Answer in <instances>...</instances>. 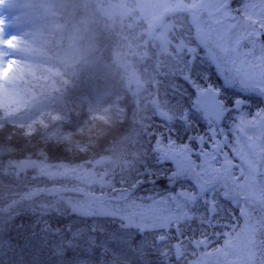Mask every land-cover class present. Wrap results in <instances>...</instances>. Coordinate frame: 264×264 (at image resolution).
Wrapping results in <instances>:
<instances>
[{
    "label": "trees",
    "instance_id": "trees-1",
    "mask_svg": "<svg viewBox=\"0 0 264 264\" xmlns=\"http://www.w3.org/2000/svg\"><path fill=\"white\" fill-rule=\"evenodd\" d=\"M40 1L42 0H28L30 3ZM182 1L185 3L184 6L189 8L187 10H191V5L187 0ZM128 2L133 7L136 5V0H128ZM225 2L229 4L230 8L229 20L221 19L220 15L209 17L203 14L201 23L202 30L208 27L209 48H217L215 39L226 34L230 36V47H235V51H229L224 56L235 60V62L231 64L229 71L223 70L222 72L211 59L209 48L199 44L197 29L192 25L191 11L179 10L164 18L169 21L157 30V32L161 31V34L157 36L150 32L149 24L145 23V27L142 26L144 28L141 38L135 39L136 32L129 30L127 32L122 29L110 31L107 17L100 9L106 4V0L54 1L53 20L47 21L48 23L45 22L44 26H41L44 34H40L38 41L47 48L44 64L57 69V71L40 67L38 76L27 74L21 80L18 90L22 100L17 105L18 120L16 122L5 118L4 112L0 109V117L4 118L3 127L0 128V144L13 149L2 157L4 168L0 170V210H2L0 211V264H56V258L51 256L52 241L46 236V226L63 227L64 224L71 221L75 222V227H84L92 223L91 218L84 220L73 213L65 202L69 197L82 196V192H64L65 200L57 205L55 212H46L41 208L42 202L52 201V199H47L46 193L34 197L31 201L20 199L21 194L37 187L41 189L53 187L71 189L79 186L81 188V182L75 178H60V182L56 183L46 177H41L38 172L32 169L19 174L12 173L7 168L9 160L21 161L29 157L43 159L39 153L44 152L50 163L72 167L84 164L92 168V163L96 159L110 155L114 161L106 167L109 168L110 174L114 175L111 183L116 185L117 189L129 190L137 204L144 203V201H139V198L144 195L142 188L149 187L148 184L159 183L160 190L167 192L169 188V180L166 177L169 175L168 166H164V168L155 166L154 168L158 172L153 175L151 173L152 176L149 178L139 177L138 179L142 183H139L135 188L131 187L132 178H126V172L130 173L134 167L140 166L141 170L144 165L152 166L153 160L149 157L151 152L134 150L132 145L135 142L132 139L133 136L142 134V128L137 125L136 117L145 115L147 109H149L148 113L152 112L154 96L150 94L147 97L148 102L144 103L140 100L138 103V97L132 93L130 88H127V77L121 70L122 65L114 58L113 51L122 53L125 47H130L131 51L137 53V57L131 61L129 57L120 59L125 60L129 65L143 67L139 68L140 72L144 73V78L150 85V91L155 96L157 92L153 84L159 86L160 92H162L161 87L167 89L169 85L178 83L176 92L169 89L173 92V96L167 109H172L177 113H188L189 124L186 126L178 120L174 127L175 131H171L170 125L166 127L165 123L160 121L161 125L157 127L158 129L147 127L149 131L154 130L156 134L166 131L167 133L162 134V137L166 140L170 134V139L176 141L173 143L175 145H184L189 134H194L196 138L204 136L203 145L195 140L190 142V145L194 148L203 147L204 153L206 151L209 157L216 147L226 148L229 152L227 153L229 159L225 163L243 162L245 160L243 157L251 152L254 153L253 150L257 147V135L253 136L250 143H246L244 131L248 128L247 120L250 118L252 124H256V121L259 123L258 130L262 134L264 133V119L256 118L258 113L264 114V96L240 97L237 89L240 87L241 76L256 75L249 71L250 67L241 63V58L247 60L250 65L256 60H261L264 64V29L257 27L261 33L258 44L262 45L263 52L258 54L251 50L247 38L249 30L242 29L240 31V44L235 46L237 38L234 35L232 37V33L226 31V26L228 22L232 23V16L237 17L238 20L246 21L245 12L242 9L248 0H225ZM160 12L157 9L155 14L163 17L165 13ZM145 14L148 13L145 12ZM248 15L251 14L248 13ZM253 19L256 18L253 17ZM165 25L169 26L166 28ZM218 25L223 26L222 31L218 30ZM63 29V39L58 44L57 35ZM124 35L128 38H124ZM162 36L164 39L160 38ZM181 41H184L191 51L185 50L178 54L176 49ZM71 43H74V46L70 47ZM140 43H143V46H139ZM158 46L168 48L169 53L174 54L176 68L192 62L194 67L190 77L182 79V75L178 73L170 78L168 69L159 72L155 68L158 62L154 53ZM60 47L62 50L58 52ZM145 52L148 53L147 57L141 58ZM170 60L167 58L165 60L167 63L163 65H167ZM163 73L164 76L161 75ZM159 80L161 81L159 82ZM230 80L234 81V87L227 86V81ZM193 81L200 85L199 90L192 86ZM209 86L218 91L220 98L229 101L242 98L247 101L246 106L239 113L236 112L238 116L230 119L231 123L228 127L226 123L219 126L208 125L202 118V114L194 107L196 95ZM41 99L44 100L43 103L37 104ZM141 106L146 108L141 110ZM231 112L232 110H229L227 116ZM29 114H31L30 117H28ZM156 121L158 122L157 118ZM45 124L47 127L44 126ZM29 125L35 127L36 131L31 136H26L24 132ZM210 128L218 133L214 140L209 139ZM57 130L61 134L71 133L70 140L59 143L48 140L49 134ZM82 147L84 150H81ZM211 161V158L207 161L201 160L204 169L210 174L204 183L209 188H215V191H211L212 194L209 198H205L204 202H201L200 199L195 205L204 211L206 217L209 215L207 208L210 207V203H205L206 200L208 202L214 200L218 207L220 204L222 205L221 208L231 207L228 201L223 200V190L222 193L216 192L219 189L217 188L219 175L212 167ZM165 162L168 163V160ZM161 169H164L165 172H162ZM95 171H103V169L95 168ZM25 172L26 176L31 174L33 179H23ZM121 177H124L125 180L122 181ZM210 185H214V187H210ZM187 186L191 187V190L196 187L194 184ZM85 190L86 192H97L96 187ZM102 191L105 194H113L111 189ZM167 199H161L162 204L168 206ZM13 200L18 203L11 210H7ZM53 200H59V196L53 197ZM120 203L123 205V202ZM218 207L216 211L219 210ZM163 211L160 209V213ZM97 219L105 229V233L101 235L115 234L124 241L119 246L112 245L117 254L126 257V259H121L120 264H143V261L135 255L136 248L141 242H146L145 256L148 264H160L155 248L151 247L153 241L157 240V233L154 231L141 233L134 225L131 228L126 226L127 221L122 223L119 217ZM205 225V227H200L197 221H192L191 227L187 228L186 234H184L187 247L185 257L178 261L173 255L164 264H193L195 260L197 262L198 253L191 246L205 236L215 237V232L220 230L217 218L216 220L213 218L211 226L207 223ZM171 243L174 244V241ZM220 244L214 242L210 246L216 249ZM112 259L113 257L110 255L109 264Z\"/></svg>",
    "mask_w": 264,
    "mask_h": 264
},
{
    "label": "snow or ice",
    "instance_id": "snow-or-ice-1",
    "mask_svg": "<svg viewBox=\"0 0 264 264\" xmlns=\"http://www.w3.org/2000/svg\"><path fill=\"white\" fill-rule=\"evenodd\" d=\"M191 5L192 14V25L197 29V40L200 45L209 48L210 34L204 32L201 29L202 16L209 9L215 8L222 14L230 12L229 4L225 3H207L205 0H187ZM249 8H260L264 10V0H260L259 3L245 4L242 9L246 15V24L241 25L237 17L232 16V28L245 27L251 29L248 31V43L255 48L259 41V36L261 33L257 30V25L260 29H264V15L257 16L253 19L252 15L247 14V9ZM3 39L7 41L4 47L0 48V76L5 80V91H4V102L6 107L5 116L11 114V112L16 111V108H8L9 104L19 103L20 97L19 93L15 89H10L8 85L14 79V66L16 65V59L20 58L19 54L14 51L16 45L14 41L9 38V31L7 28L4 29ZM230 36L221 35L218 37L216 47L222 53H228L229 51H235V47H230ZM240 40L235 41V46H239ZM23 47V46H22ZM188 49L185 42L181 41L177 46V53H182ZM210 57L212 60L218 61L219 57L209 48ZM219 67L220 65L217 64ZM255 67V66H253ZM15 71H22V68H15ZM240 87L237 89L240 97H250L252 95L264 96V68L256 73L255 76H241L239 79ZM192 86L197 90L200 89V85L196 82H192ZM228 87H234V81H227ZM204 93L201 92V97ZM208 96L210 101L207 104V109L215 114L216 119H221L229 111L240 112L247 104V101L242 98H237L235 100L229 101L223 98H218L209 89ZM199 107V105H198ZM156 114L164 121L165 126L174 125L176 121H180L182 124L186 123V117L184 113H177L172 109H166L163 105L155 102ZM257 117L259 119H264V114L258 113ZM4 118L0 117V128L3 127ZM43 123V121H41ZM47 127V125H44ZM190 126V125H189ZM171 130V129H170ZM36 131L35 127L29 125L26 127L24 135L31 136ZM211 136L209 139H215L218 133L211 129ZM71 133L61 134L59 130L53 131L49 134L48 140L59 143L62 141L70 140ZM200 145L204 143V137L200 136L198 138ZM158 141V145H159ZM171 142H169V150H163L159 146L154 149L158 153L157 161H166L172 159L169 155L171 150ZM13 149L11 147L6 148L3 144H0V170H3L4 163L2 157L11 152ZM81 150H84L83 147ZM182 151L187 152V146ZM201 154H203V148L200 149ZM39 155L43 159H32L25 158L21 161L7 162V168L12 173H22L28 169H32L41 177H46L56 183L60 182V178L68 179L75 178L81 183L96 184L99 185L100 189L110 188L112 193L115 195L112 199H109L103 191L100 196L90 195L88 192L83 194L82 198H72L69 197L65 202L69 205L71 211L77 216L86 220L87 218L92 219L91 224H87L84 227H75V222H68L63 225V227H47L45 228L46 236L52 241L51 243V256L56 258V264H109V256L113 257L111 264H120L121 259H126V257H121L116 253L115 248L112 247L113 244L120 245L124 243L115 234H103L105 229L100 223L99 219L101 217H119L121 222L127 221L126 226H135L138 231L143 233L146 229H161L157 233V240L153 241L151 247L155 248L158 255L160 264H164L165 261L169 260L173 255L179 261L184 256L182 237L184 232L182 228L190 221L195 219L193 213V207L196 203L203 198L205 193L209 191H215V188H209L204 184L199 183L197 179V184L199 185L198 194L181 193L179 197H169L175 205L177 211L175 213H156L153 209L157 204L155 200L150 205L137 204L135 199L132 198L131 192L126 189H116V187L110 182V170L106 165L109 163L106 159H100L95 162V166H104V170L99 174L95 171V167L91 171L85 165H77L75 167L65 165V164H53L50 163L47 154L40 152ZM206 155V154H205ZM193 167H201L200 165H189L178 169L174 173L175 178L183 177L188 178L189 173L192 171ZM253 174L255 172L254 162L249 165ZM108 177V179H106ZM121 180H125L121 177ZM170 183L173 182V178H169ZM139 183H142L139 179L133 181L131 187L135 188ZM253 191L250 196L254 199H258L264 202V183L257 184L253 181ZM66 191L81 192L79 186H75L71 189L55 187L49 188H39L28 191L21 194V200L31 201L34 197L42 196L45 193L49 196H59V200H52L47 203L42 202L41 208L48 212L57 211V205L65 198L63 193ZM149 199H152L151 197ZM123 202V205L120 203ZM18 201L13 200L9 205L7 210H11ZM205 203H210V207L207 208L208 217L201 218V223H207L209 226L213 223V218L216 217V209L218 205L213 202L205 201ZM129 209H136L134 212H129ZM2 211V210H0ZM66 214V213H64ZM137 217L139 218L137 220ZM175 226V227H174ZM174 230L177 243L172 244V235L170 234ZM246 231L250 233L248 243L246 245L245 264H257L259 259L260 264H264V256H260L259 253L264 251V240L256 239V230L254 228H247ZM145 243L141 244L136 248L135 255L143 261V264H148L147 258L145 256ZM197 245L206 243V241H196ZM166 249V251H163Z\"/></svg>",
    "mask_w": 264,
    "mask_h": 264
},
{
    "label": "rangeland",
    "instance_id": "rangeland-1",
    "mask_svg": "<svg viewBox=\"0 0 264 264\" xmlns=\"http://www.w3.org/2000/svg\"><path fill=\"white\" fill-rule=\"evenodd\" d=\"M19 0H0V48L4 47L7 41L3 39L4 36V29L7 28L9 31V38L14 41V44L16 45V48L14 51H16L19 54L20 58L16 59V65L14 66V73L11 75H14V79H12L11 83L8 85L10 89H15L16 86L15 83L20 80V78L24 75L25 72H33L37 70L39 66V58L38 56L39 49L36 46L34 42V34L36 33L37 27L39 26L36 20H29V13L36 11L33 10V8H29L24 6L25 4L22 3V5H18ZM209 0H206L205 2L208 3ZM260 0H248L246 4H252V3H259ZM209 3H225V0H210ZM185 3L182 0H136V5L134 7H131L128 0H116V2H113L112 0H107L106 4L102 7V12L105 13L109 18H111L113 23L121 24L125 19H129L128 25L129 26H136V24L147 23L149 24V30L151 33L156 34L154 36L160 35L161 31H158L161 29L160 27L166 23L169 20H165L167 16H169L172 13H175L179 10H187L189 8H186ZM159 9L162 13H165L163 17L157 16L155 14L156 10ZM136 11L137 15H134ZM149 10V11H148ZM151 10V12H150ZM45 12H52V8L50 3L45 7ZM147 12L148 14H145ZM160 12V13H161ZM250 13L253 17L257 18L259 15H264V10H261L260 8H249L247 9V14ZM151 18H150V15ZM206 16L214 17L216 15H220L221 19L229 20L230 15L228 13L222 14L215 8L209 9L206 13H204ZM43 15V14H42ZM41 14H39V17L35 18H43ZM208 17V19H209ZM241 25H245L246 21L239 20ZM232 23H227L226 31H229L232 33V37L234 35L235 38L239 39V33L242 31V29L246 30L245 27H238L233 29L231 26ZM166 28L169 25H165ZM257 27H259L257 25ZM223 26L218 25V30L222 31ZM208 27L203 29L204 32L207 33ZM251 31V29H247ZM258 30V29H257ZM259 31V30H258ZM142 30L138 32L139 37L141 38ZM162 40V39H161ZM218 39H215V46ZM23 46V47H22ZM251 50L253 52H263V47L260 44H257L255 48L251 46ZM157 62L160 66H162V69H165V67L170 66V62H168L167 65H163L167 57L169 56V49L163 48V46L157 47ZM212 51L219 57L218 61L213 60V62L216 64H219L218 67L222 72L223 70L229 71L231 64L235 62V60H230L227 57H224L227 53H222L218 48L212 49ZM229 53V52H228ZM170 57V56H169ZM209 60V59H208ZM241 63L245 65L246 67H250L249 71L253 74H256L259 72L262 68H264V64L261 60H256L255 62L250 63L245 59H240ZM177 66V63H176ZM255 66V67H253ZM194 67L193 63H188L185 67L180 66L179 68H175L173 70L172 74L174 75L175 72L178 70L181 71L180 74H182V78H188L192 74V68ZM15 68H22V71H15ZM184 73V74H183ZM170 73V75H172ZM171 78V76H170ZM131 81L134 83V87L136 89V93L139 94L141 91V98L143 97L142 93L145 91L143 86H139L140 82L137 79V74L133 73V78ZM161 81V80H160ZM170 88L176 87V85L169 86ZM4 91H5V80L2 76H0V107L6 110L5 102H4ZM167 94V92L164 91V95ZM156 99V98H155ZM18 103L9 104L8 108H16L17 109ZM167 107V105H165ZM196 108V106L194 105ZM197 109V108H196ZM18 110V109H17ZM15 112V111H14ZM238 116V113L236 111L231 112V117L236 118ZM258 118V117H256ZM248 128L244 131V137L246 143H250L253 140V136H256L257 140V147L252 152L248 154L247 156L243 157L246 160V164H243L242 162H235L231 166L230 170L226 172L225 176L227 179L228 177L232 179L233 175L235 177L233 180L228 179V183L225 182V184H221L217 182L221 189H223L225 197H229L231 202L238 207V214L239 217L242 218L243 225L238 228V230L235 232H239L238 235L233 233L234 231V223H230L227 226L226 232L223 233V236L227 239L226 243L219 249L215 248H209L206 247L204 250L200 251L198 248L196 249L198 256V263L196 260L193 264H245L246 257H245V251H246V245L249 240L250 233L246 231L247 228H254L256 230V239L264 240V202L259 201L258 199H254L250 196L253 189V181L255 183L260 184L264 183V133L262 134L261 131H259V123L252 124L251 119L248 118ZM230 122L227 121L226 124H229ZM223 142V140H221ZM245 143L244 141H242ZM166 144V143H163ZM162 144V145H163ZM228 148V147H227ZM221 151L223 153H229L226 148H221ZM170 155V154H169ZM172 156V155H170ZM172 159L174 157L172 156ZM181 164V167H186L187 164L180 160L178 161ZM254 162V168L255 172L253 174L252 170L250 169L249 165L253 164ZM242 166V167H240ZM86 168H88V171H91V167H88L85 165ZM151 169L147 167L143 172V175H147V172H150ZM97 172V171H96ZM98 174L100 171L97 172ZM142 178V177H140ZM108 179V177H106ZM111 179H113L110 176V182ZM77 180V179H76ZM78 182H81L77 180ZM82 185V196H77L75 198H82L83 194L86 192V188L90 189L92 186H96L97 192H89L90 195L100 196L102 191L99 187V185L96 184H88V183H80ZM116 187V185H114ZM210 187H214V185H210ZM224 187V188H222ZM104 189H110V188H104ZM117 189V187H116ZM181 193L186 192H179L175 195H172L170 197H179ZM105 194V193H104ZM114 194V193H113ZM113 194H105L109 199L113 197ZM159 200V199H157ZM66 201V200H65ZM139 201H144V205H150L153 203V199H150L148 202H146L143 198H139ZM168 202V206L162 203H158L154 206L153 210H156V213H160V209H163V213H175L177 209H175V205L171 200H166ZM136 209H129V212H134ZM232 221L236 220L237 214L232 213ZM139 218L137 217V220ZM150 226H149V228ZM146 229V230H148ZM196 247H198L197 244H195ZM260 256H264V251H261L259 253ZM214 258V259H213ZM257 264H260L259 259L257 260Z\"/></svg>",
    "mask_w": 264,
    "mask_h": 264
},
{
    "label": "water",
    "instance_id": "water-1",
    "mask_svg": "<svg viewBox=\"0 0 264 264\" xmlns=\"http://www.w3.org/2000/svg\"><path fill=\"white\" fill-rule=\"evenodd\" d=\"M209 89H211L212 93L215 94L219 98V94L215 90H213L212 88H209ZM209 89H207L206 91L203 92L204 93L203 97H201V93L198 95L195 104L197 107L199 105L198 109L202 112L203 118L206 121L210 122L211 120H214L217 123H221L223 121L225 115L221 119H216L215 114L207 109V104L210 101V97L208 96ZM105 159L110 161L109 158H105Z\"/></svg>",
    "mask_w": 264,
    "mask_h": 264
},
{
    "label": "flooded vegetation",
    "instance_id": "flooded-vegetation-1",
    "mask_svg": "<svg viewBox=\"0 0 264 264\" xmlns=\"http://www.w3.org/2000/svg\"><path fill=\"white\" fill-rule=\"evenodd\" d=\"M119 63L120 64H123V61H119ZM130 68V66H127V65H125L124 67H123V70L125 71V70H127L128 71V69ZM126 72V71H125ZM174 149L176 150V151H179V150H182L183 148H181L180 146H177V147H174ZM172 150V153L175 155V150ZM171 166L173 167V168H176L177 166L178 167H181V164L179 163V162H176L175 161V163L174 164H171ZM178 170L177 169H174L173 171H172V173L174 174V173H176ZM190 174V173H189ZM181 178V180H184V181H186V182H190V177L189 178H187V179H183L182 177H180ZM237 224H238V222H237ZM175 227V226H174ZM174 231V230H173Z\"/></svg>",
    "mask_w": 264,
    "mask_h": 264
},
{
    "label": "bare ground",
    "instance_id": "bare-ground-1",
    "mask_svg": "<svg viewBox=\"0 0 264 264\" xmlns=\"http://www.w3.org/2000/svg\"><path fill=\"white\" fill-rule=\"evenodd\" d=\"M126 174H127V177H126V175H124V177H126V178H132L133 181L136 180V179H138V177H136L133 174H130L128 171L126 172Z\"/></svg>",
    "mask_w": 264,
    "mask_h": 264
}]
</instances>
